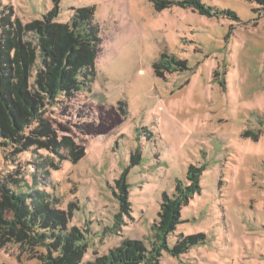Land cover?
Wrapping results in <instances>:
<instances>
[{"label": "rangeland", "instance_id": "1", "mask_svg": "<svg viewBox=\"0 0 264 264\" xmlns=\"http://www.w3.org/2000/svg\"><path fill=\"white\" fill-rule=\"evenodd\" d=\"M200 1L216 14L159 0H0V12L23 22L55 4L59 22L94 9L95 74L88 89L48 103L53 144L0 141V180L74 204L83 260L125 239L149 247L162 193L197 174L199 192L167 246L203 236L184 252L162 250L159 264H264V0ZM3 243L0 264H41L37 252Z\"/></svg>", "mask_w": 264, "mask_h": 264}, {"label": "trees", "instance_id": "2", "mask_svg": "<svg viewBox=\"0 0 264 264\" xmlns=\"http://www.w3.org/2000/svg\"><path fill=\"white\" fill-rule=\"evenodd\" d=\"M174 3L202 14H216V9L200 0H159L155 5L163 8ZM93 14L92 7H80L68 21L59 22L55 4L41 18L23 22L11 8L1 10L0 141L10 145L25 137H45L39 141L53 144L42 118L48 103L88 89L95 74L100 36ZM159 64L153 67L157 74L162 68ZM83 155L81 150L76 158ZM193 171L198 173L189 169ZM190 176L189 185L177 182L172 194L162 193L149 247L139 239H125L106 253L83 260L85 231L69 224L74 204L65 209L59 196L50 198L47 191L29 188L9 175L0 180V243L14 242L37 252L41 264H159L162 250L184 252L203 236H185L173 248L167 246L168 234L180 222L181 207L199 192L198 175ZM115 220L118 225L123 222L121 213Z\"/></svg>", "mask_w": 264, "mask_h": 264}]
</instances>
